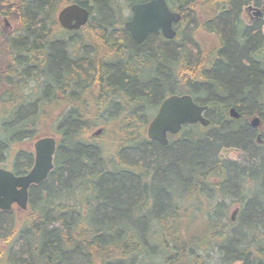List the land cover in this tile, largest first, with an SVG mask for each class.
<instances>
[{"label": "trees", "instance_id": "1", "mask_svg": "<svg viewBox=\"0 0 264 264\" xmlns=\"http://www.w3.org/2000/svg\"><path fill=\"white\" fill-rule=\"evenodd\" d=\"M142 1L0 0V16L14 20L12 34L0 29V163L7 145L49 123L57 137L27 209L0 210V264H211L215 252L217 264H264V141L243 120H264V35L240 18L241 5L264 11V0H213L208 18L196 0H171L189 26L166 49L161 36L137 43L123 28L125 6ZM74 2L90 16L67 31L55 13ZM187 29L218 46L198 48ZM170 93L207 104L210 123L184 125L164 145L145 129ZM98 125L101 141L86 136ZM19 158L16 174L32 163L30 151ZM206 191L221 195L215 205ZM195 195L205 204L198 235L185 215ZM227 198L242 203L235 222Z\"/></svg>", "mask_w": 264, "mask_h": 264}, {"label": "water", "instance_id": "2", "mask_svg": "<svg viewBox=\"0 0 264 264\" xmlns=\"http://www.w3.org/2000/svg\"><path fill=\"white\" fill-rule=\"evenodd\" d=\"M131 15L123 23L136 42H142L150 31L160 29L162 33L171 38L174 36L173 21L179 15L171 11L165 0H146L130 5ZM260 12V10H258ZM89 10L78 3H69L59 9L56 19L59 25L66 30H77L89 20ZM207 104H198L189 93H171L158 105L156 113L149 120L146 127L148 139H155L168 144V133L179 132L184 125L200 123L208 125L210 120L204 115ZM230 116L237 118L239 111L233 106L229 109ZM260 118L252 116L250 124L258 126ZM102 129L93 132L98 135ZM34 161L30 170L25 174L15 175L13 172L0 167V210L9 211L12 203L19 209L27 208L28 187L39 184L46 177L53 166L52 158L56 147L54 136L45 135L37 138L34 143ZM236 207L230 215L235 220Z\"/></svg>", "mask_w": 264, "mask_h": 264}, {"label": "rangeland", "instance_id": "3", "mask_svg": "<svg viewBox=\"0 0 264 264\" xmlns=\"http://www.w3.org/2000/svg\"><path fill=\"white\" fill-rule=\"evenodd\" d=\"M205 1H207V0H196L194 2L193 6L195 8H197V9L194 8L195 13H198V11L201 10L200 7L203 8V9H205L204 10L205 11L204 18H206V17L208 18V17H211L212 14L215 12L216 6L211 2L213 0H208V2H205ZM170 3L173 4L174 6H177L178 5V2L177 1L172 2L170 0ZM123 11H124V15H125L126 18L130 16V8H128L127 6H125V9ZM240 18H241V16H240ZM2 19L8 23V24H5L6 22H3L2 21L1 23H2V25L4 27H8L9 26V28H12L13 29V26H12L14 24V20L13 19H11V18L10 19H7L5 17H3ZM186 20H187V18L184 19V17L181 20V26H180V29H179V33L182 34V35L185 34V31H183V28L189 26V24L187 23ZM178 22H180V21H178ZM191 24H193V23H191ZM187 30H188L187 33L189 35L190 42L193 43V44L195 43L197 45V47L198 48H201L202 50L213 49L216 46H218V44H219L218 37L215 34H213V33L210 34V35L204 34V35L198 36V35H195V31H192L190 29H187ZM263 33H264V28H263ZM177 41H180V39H178ZM70 42L72 43V45L74 46V48L77 47L76 41H73V42L70 41ZM191 47L193 49H195V47H193V46H191ZM155 111H154V113H155ZM51 122H52V120H51ZM100 127H102V125L93 126L91 132H89V134L86 135V136L87 137L91 136V133L94 132V131H96ZM41 128H42V126H41ZM46 128L47 129H45V127L43 126V128H42V131L43 132H40V135H51L52 136L53 135L52 134L53 133V130L50 128V123L47 125ZM102 132H100L98 135H94V137H95L94 140L95 141H101V140H103L102 138L104 136V132L103 133ZM254 137L257 139V135L255 133H254ZM110 138H111V136L109 137L108 140H104L102 142V145L105 148H108L112 144L111 143L112 141H111ZM259 139H261L260 136H259ZM21 142H22V147H23L24 150H27V151H32L33 150V139H31V140H28V139L21 140ZM259 143H260V140H259ZM222 152H224L223 154L225 156L232 157L234 155V154L233 155L231 154L232 152H228L227 148L222 149L221 150V153ZM206 197H208L209 201H212L213 200L212 201V204L213 205H215V200L219 198L218 196H216V197L215 196H211V191H206ZM204 206H205V204L202 201H200L198 203V206H197V210L198 211L197 210H194V212H192V209H189V210H187L185 212L186 219L191 218L190 219L192 221L191 227L192 228L194 227L193 230L195 231V234L196 235H198V232L199 233H202V231H203L204 225H203V219H202L203 218V215H202V213H203V210H204ZM226 206L228 207V209H227L226 212H227V216L229 217L230 214H231V212L234 210L235 206H239V205H238L237 202L231 201V199L227 198V199H225V204L222 207H226ZM219 207H221V205ZM23 212H24V210H19L17 208H14V213L15 214H18V216L20 214H22ZM238 212H239V208H238L237 213ZM237 213L235 214V220L232 221V222H235L236 219L238 218V214ZM219 215H220V213H218V216ZM261 229L264 230V227H261ZM245 231L247 233H249L250 232V229L245 228ZM244 236L245 235H243L242 237H244ZM259 239H260V242L261 243H262V241H264V237L259 236ZM217 251H218V249H217ZM211 256L213 257V259H211V261H210L211 264H217L218 262H220L219 260H220V258L222 256V253L221 254H220V252L219 253H217V252L211 253ZM232 264H238V262H233Z\"/></svg>", "mask_w": 264, "mask_h": 264}, {"label": "flooded vegetation", "instance_id": "4", "mask_svg": "<svg viewBox=\"0 0 264 264\" xmlns=\"http://www.w3.org/2000/svg\"><path fill=\"white\" fill-rule=\"evenodd\" d=\"M16 1H19V0H16ZM165 1H166L167 5H168L169 9H171V10H176L177 11V9L180 8L178 5L174 6L173 4H171L170 0H165ZM258 10H260V12H258ZM240 16H241L242 21H243L245 26H250V25L254 24V25H256L257 31L259 32L260 36L264 35V33H263L264 11L261 9V7L259 5L254 4L252 1L246 2L245 4L241 5ZM2 18H3V16H0V29L2 31H4L5 33H7V34H12V31H13L12 28H9V26L8 27H4L2 25V23H1L2 21L6 22ZM5 24H8V23L6 22ZM172 26L176 30V35H175V37H176L178 35V33H179V29H180V26H181V21L180 22H175V20H174ZM78 30L79 29L72 30V31H78ZM67 31H71V30H67ZM155 31H150L148 33H154V34H156V36H161V41H163L162 42L163 44H161V45H163L164 49H166V47L169 45L168 42L172 41L175 38V37H173V39L165 38L164 36L161 35L163 33H162V31L160 29L155 30ZM139 43H141V42H139ZM207 109L204 111V115L209 118V115L207 113V111H208ZM239 113H240L241 117L239 116V117H237L234 120L241 119L244 116L243 114H241L240 111H239ZM252 116H258V115H247L243 120H245L247 122V124L253 129V131H254V133L256 135L258 133L260 134L259 136L261 138V140H260V143H261V142L264 141V120L260 116H258L260 118L258 126H252L250 124V118ZM196 124H198V123H196ZM23 150L24 149L22 147L21 140L20 141H16V142H11L9 145L6 146L5 155L3 156L2 162L0 163V167H3L5 169H7V170L12 171L15 175L25 174L31 168V166L33 165L34 154H33V150L30 151L31 154H32V163H31L30 167L27 168L24 173L16 174V171H17L16 170V166H15L16 165V161L19 162V165H20L21 168L23 166V163H20V160H19L20 159L19 158L20 155L22 156V154H23ZM17 157H18V159H17ZM30 186H29V188H30ZM29 188H28V194H29ZM217 196L221 197V195H218V194H217ZM215 197H216V195H215ZM201 198L204 199L202 196H201ZM195 201H197V202H195V207H197L198 203L200 201L198 200V196H196V195H195ZM220 201H223L225 203V200H223V199L220 200ZM231 201H234V202L238 203L239 206H235V207H242V203L238 202L236 200V198H234L233 200L231 199ZM12 207H18V205L16 203H12Z\"/></svg>", "mask_w": 264, "mask_h": 264}, {"label": "bare ground", "instance_id": "5", "mask_svg": "<svg viewBox=\"0 0 264 264\" xmlns=\"http://www.w3.org/2000/svg\"><path fill=\"white\" fill-rule=\"evenodd\" d=\"M109 1V0H108ZM166 2V1H165ZM75 3V2H74ZM136 3V2H135ZM167 4V3H166ZM87 8V7H86ZM88 9V8H87ZM89 10V9H88ZM171 10V9H170ZM171 11H173V12H175L176 14H178L179 15V18L178 19H176L175 20V22H178L179 21V19H180V13H178L176 10H171ZM57 12V11H56ZM90 13V12H89ZM56 14V13H55ZM90 16V15H89ZM83 27V26H82ZM123 28H124V26H123ZM173 30L175 31V34H174V36L173 37H175V35H176V30L174 29V27H173ZM72 31V30H71ZM128 31V30H127ZM156 32V31H155ZM128 33L130 34V32L128 31ZM162 36H164L165 38H168V39H173V37H171V38H169V37H167V36H165L164 34H161ZM130 36L132 37V35L130 34ZM133 38V37H132ZM134 39V38H133ZM135 40V39H134ZM136 41V40H135ZM233 107V106H232ZM231 107H229L228 108V115L230 116V114H229V109H230ZM231 118H234V117H232V116H230ZM241 117V116H240ZM234 119H236V118H234ZM242 125V124H241ZM98 130V129H97ZM145 135H146V129H145ZM171 135H174V134H171ZM259 133L257 134V140H258V142H259V140H261V139H259ZM168 137V136H167ZM146 138H147V135H146ZM148 139V138H147ZM148 140H155V139H148ZM156 141H158V140H156ZM159 143H161L160 141H158ZM161 144H163V143H161ZM164 145H166V144H164Z\"/></svg>", "mask_w": 264, "mask_h": 264}]
</instances>
